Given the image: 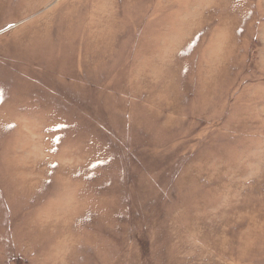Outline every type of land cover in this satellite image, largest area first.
<instances>
[{"label":"rangeland","instance_id":"374dc122","mask_svg":"<svg viewBox=\"0 0 264 264\" xmlns=\"http://www.w3.org/2000/svg\"><path fill=\"white\" fill-rule=\"evenodd\" d=\"M0 264H264V0H0Z\"/></svg>","mask_w":264,"mask_h":264}]
</instances>
